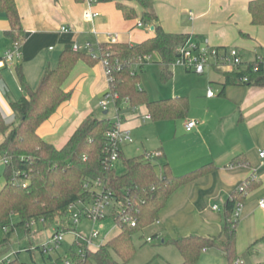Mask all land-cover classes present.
Returning a JSON list of instances; mask_svg holds the SVG:
<instances>
[{
    "label": "crops",
    "instance_id": "1",
    "mask_svg": "<svg viewBox=\"0 0 264 264\" xmlns=\"http://www.w3.org/2000/svg\"><path fill=\"white\" fill-rule=\"evenodd\" d=\"M109 1L101 0L92 6L91 11L98 15L91 20L87 16L89 9L85 0H15L24 40L19 55L13 56L12 64L0 68V112L7 123L15 122L10 102L23 96L16 65L21 67L27 84L34 90L44 71L56 68L61 53L74 44L90 43L93 53L98 56L100 44L109 43L107 34H116L117 42L129 45L153 36L151 26L137 27L141 14L139 5L129 0ZM251 1L254 0H153V11L166 33L186 35L191 41L209 47L235 48L248 62L264 50V25L251 23L248 11ZM116 3L133 7L139 18L125 20ZM62 28L68 31H62ZM7 29L6 17L0 13V60L7 51H13V42L5 35ZM216 72L222 75L221 80H215L216 83L213 79H200L202 89L196 90L200 93L206 87L205 98L211 101L217 97L214 101L219 105L216 111L210 107L201 114L188 113L184 120L151 122L145 119L148 115L145 106L131 109L125 105L120 115L122 129L129 131L130 136L134 133L137 139L123 144L121 152L125 157L124 149L135 146L137 156L156 152L159 155L156 160L168 163L175 176L209 163L216 167L213 173L179 188L169 197L158 221L152 225L156 227L154 236L162 238L163 246L174 247L165 244V240L190 234L217 236L221 230L224 203L248 178L255 179L259 187L247 195L238 218L237 262L243 264L240 260L243 257L249 259L250 264H264V243L260 241L264 235V209L258 206L264 199V157H260V151H264V88L224 86L223 74ZM212 83L218 86L216 92L208 86ZM108 88L101 61L93 66L78 61L63 84V90L70 93L69 100L38 128L39 137L61 149L88 116H96ZM140 88L146 91L142 85ZM187 88L186 85H175L168 98L186 97L190 104L193 93ZM208 90L212 91L213 97H207ZM181 92L187 93L178 95ZM104 112L107 114L103 111V115ZM190 121L197 125L187 131L185 126ZM3 140L4 136L0 135V144ZM238 156L246 163L229 166ZM0 164L5 166L1 157ZM177 255L173 257L175 261L172 258L167 264H181L178 252ZM203 258L204 264L224 262L222 252L216 248L203 251L198 264Z\"/></svg>",
    "mask_w": 264,
    "mask_h": 264
},
{
    "label": "trees",
    "instance_id": "2",
    "mask_svg": "<svg viewBox=\"0 0 264 264\" xmlns=\"http://www.w3.org/2000/svg\"><path fill=\"white\" fill-rule=\"evenodd\" d=\"M129 1L140 6V22L153 27L151 38L135 45L119 42L100 44V54L96 57L86 52H73L71 47L66 48L56 68L46 69L34 90L27 84L21 67L15 66L18 84L23 92L18 101L10 102L15 122L7 123L0 112V135L4 136L0 144V157L6 161L4 182L0 184V264H23L17 255L9 257L11 237L19 230L29 234L32 222L54 223L59 220L62 232L71 230L69 208L72 205L77 207L79 203L85 206L91 203L97 194L93 188L97 180L102 182L105 193L112 198V213L119 232L94 250L81 247L79 252L74 243L75 250L72 247L65 257L56 259L53 264H65V261L70 264H127L135 255L134 234L158 221L159 213L169 197L179 188L216 170L209 163L175 176L165 162L161 165V174H158L153 163L159 156L156 152L153 157V154H149L125 159L120 151L119 159L123 161L125 172L117 175L113 166L103 162L106 133L112 129L114 122L95 115L88 116L61 149L46 143L37 134L38 128L61 104L69 100L70 93L63 90V84L76 63L83 61L93 66L105 54H108L112 75L109 89L115 95L114 107L119 115L125 101H128L131 109L145 106L151 122L187 118L190 109L188 98L179 96L152 101L147 92L140 88V74L147 63L144 57L156 53L160 58L157 63L160 79L169 81L177 50L189 37L163 30L153 11V0ZM116 8L127 21L137 18V12L131 6L116 3ZM248 11L253 25H264V0L251 1ZM0 13L5 15L8 22L5 35L12 40L13 45L20 47L24 40V29L15 0H0ZM223 76L224 86L264 88V68L256 72L248 68L239 75ZM241 76L247 77L248 81L240 83L238 80ZM245 163L244 158L238 156L229 166ZM258 187L259 183L250 177L231 193L221 211L222 224L217 236L190 234L165 240V244L175 247L181 257V264H198L203 251L213 248L222 252L225 264H238V219L234 217V212L238 205L244 204L247 195ZM120 211L135 222L134 227L120 221ZM13 216L18 217L17 223H12ZM260 241L264 243V235ZM41 253L44 254L43 251Z\"/></svg>",
    "mask_w": 264,
    "mask_h": 264
},
{
    "label": "rangeland",
    "instance_id": "3",
    "mask_svg": "<svg viewBox=\"0 0 264 264\" xmlns=\"http://www.w3.org/2000/svg\"><path fill=\"white\" fill-rule=\"evenodd\" d=\"M124 1L125 0H110L109 2L115 3ZM137 17L139 18V15H137ZM122 40L125 41L124 39ZM109 42H111V40H109ZM159 60V55L156 53L149 56V59L144 65L143 71L140 74V85H142V87L146 89L150 100L154 101V99L159 98L168 99V97H171V95L169 94L171 88H173L175 85H186L188 87L187 89H192L191 92L193 93L190 100V114L191 112L200 114L204 113L210 107L211 109L216 111V107H218L219 105H216L214 101L217 97H214L210 101V99L205 98L206 87L203 92L200 91V93H197L196 90H200V87L202 89V80L200 79H213L214 82L217 83V81L215 80L222 79V75L220 73L214 71L213 69H208L204 76H198L197 74L192 72L187 73L184 68L172 64L171 70L173 73V77L169 81L164 82L160 79L158 65L156 64ZM208 86L212 88L214 92H216V90L218 89V86L215 83H212L211 85L209 84ZM183 93L187 92H181L178 95L185 96V94ZM115 115L116 109L111 101L107 106V114L103 115V110H101V108L96 110V116L98 118H108L114 123ZM131 138L135 140L137 139L134 133ZM124 153L125 159L133 158L138 154L136 146L124 149ZM160 161V159L153 161V163L156 165L155 168L158 174L162 172V162ZM113 168L115 169L117 175H122L125 172L123 161L121 159L117 160L113 164ZM4 169L5 166L3 164H0L1 185L4 182ZM88 203H86L87 206L90 205V203ZM82 208L83 204H80L77 208H73L72 210H70L68 221L71 224V216L77 214L78 210H81ZM105 214L106 217L102 221L97 222L96 225H94L93 222L90 221V219H88L86 216L82 215L77 224L72 226L71 230L64 232H62V226L59 220L55 221L54 223H36L32 226L29 234H26L25 231L21 230L15 231L11 237V245L8 252L9 257L14 258L15 255H17L19 261L23 264H53L56 259L66 256L69 250L73 247L74 242L85 243V238H88L90 233L94 230L99 232L98 238L93 240V246L96 249V247L105 243L119 232V228L115 221V215L114 213H112L111 206H108L105 209ZM11 221L13 224L17 223L18 217L13 216ZM56 231H60L63 234V240L61 241L57 251L44 253L42 255L41 251L43 249V246L46 245V243L50 240V238ZM155 232L156 227L150 226L148 228H145L142 232L134 234L133 244L135 247V255L127 264H167L171 263L170 260H172L173 257L178 256L177 251L174 247L161 245L162 238L159 235L154 236ZM148 238H151L152 241L146 242ZM38 248H40L41 251ZM73 250H75L74 247ZM237 256H239V254ZM204 258L202 259L201 264L205 263ZM240 260L243 261V264H250L249 259H243L242 257ZM90 264L95 263L91 262Z\"/></svg>",
    "mask_w": 264,
    "mask_h": 264
},
{
    "label": "built area",
    "instance_id": "4",
    "mask_svg": "<svg viewBox=\"0 0 264 264\" xmlns=\"http://www.w3.org/2000/svg\"><path fill=\"white\" fill-rule=\"evenodd\" d=\"M101 0H85L86 5L88 6L87 16L92 20L98 14L91 11L92 6L95 3L100 2ZM143 24L141 22L137 23V27H141ZM62 31H68L67 28H62ZM107 37L111 42L116 43L117 35L116 34H107ZM73 52H86L96 57L93 53V48L90 43H86L84 45L74 44L71 47ZM19 55V47L17 45H13V51H7L4 57L0 60V68H4L7 64L11 65L13 62V56ZM99 56V55H98ZM102 56V55H101ZM108 54L101 57V62L104 66L105 73L107 76L108 85L112 82V75L110 70V64L107 60ZM146 60L149 59V56L144 57ZM174 65L180 66L184 68L188 72L195 73L197 75H203L204 72L208 69H213L221 72L222 74L229 75H239L243 71L248 68H251L253 72H256L259 68H264V50L262 53L256 54L252 61H245L241 53L235 48H217V47H209L207 45H200L197 42L191 41L188 39L186 43L177 50V56L173 63ZM240 83H246L247 77L241 76L238 80ZM213 93L211 90L207 91V97H213ZM115 95L108 88L107 92L104 94L103 99L99 103L100 108L103 111H107V106L110 101L114 104ZM125 105L129 107V102L125 101ZM117 120L115 121L112 129H110L106 133L107 145L104 149V164L108 166H113V164L119 160V154L121 151V146L125 143H131L132 138L130 136L129 131L122 129V121L120 115L116 111ZM145 119H150L147 115ZM197 122L190 121L186 124V130L190 131L194 127H196ZM153 154V153H149ZM147 154V156L149 155ZM152 157L154 156L151 155ZM260 157H264V152H260ZM6 163V161H4ZM87 187V184L85 185ZM96 191V195H94L93 200L91 201L89 206L83 205L81 210H78L77 214L72 215V226L77 224L78 220L82 215L86 216L90 221L93 222L94 225L97 222L102 221L105 217V209L108 206H111V210L113 208L112 198L108 193H105V189L103 188L102 182L97 180L94 182V187ZM79 203L78 205H80ZM258 206L261 209H264V199H261L258 202ZM78 207V206H77ZM75 205H72L69 208V211L73 208H77ZM214 210H218L216 207ZM242 209V205H238L235 212L234 217L236 219L239 218L240 212ZM120 221L122 223L128 224L130 227L135 226V222L130 220L124 212L120 211L119 214ZM36 224L32 222L31 226ZM99 236V232L94 230L90 233L88 238H85V243L74 242L77 250L80 252L81 247L85 249L94 250L93 240L97 239ZM63 240L62 232H55L50 240L43 246V253L54 252L57 251L61 241ZM147 242H151V239L148 238ZM99 247V246H98ZM96 247V248H98ZM6 260V257L4 258ZM2 261H0L1 263ZM65 264H70L69 261H65Z\"/></svg>",
    "mask_w": 264,
    "mask_h": 264
},
{
    "label": "water",
    "instance_id": "5",
    "mask_svg": "<svg viewBox=\"0 0 264 264\" xmlns=\"http://www.w3.org/2000/svg\"><path fill=\"white\" fill-rule=\"evenodd\" d=\"M151 30H153V27L151 28ZM104 114H106V112H104Z\"/></svg>",
    "mask_w": 264,
    "mask_h": 264
}]
</instances>
